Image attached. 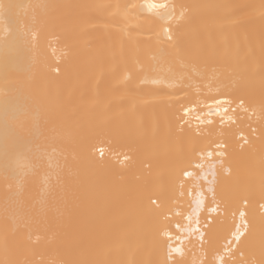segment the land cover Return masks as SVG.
I'll list each match as a JSON object with an SVG mask.
<instances>
[{
    "label": "bare ground",
    "instance_id": "1",
    "mask_svg": "<svg viewBox=\"0 0 264 264\" xmlns=\"http://www.w3.org/2000/svg\"><path fill=\"white\" fill-rule=\"evenodd\" d=\"M209 146L220 211L169 259L149 197ZM240 212L229 264H264V0H0V264H200Z\"/></svg>",
    "mask_w": 264,
    "mask_h": 264
},
{
    "label": "snow or ice",
    "instance_id": "2",
    "mask_svg": "<svg viewBox=\"0 0 264 264\" xmlns=\"http://www.w3.org/2000/svg\"><path fill=\"white\" fill-rule=\"evenodd\" d=\"M135 7V6H133ZM171 6L167 3H151L148 5L149 10L164 9L165 13H160L161 18L171 19L172 13L168 12ZM183 15V13H181ZM168 41L173 39L170 28L163 29ZM184 69L186 65L182 66ZM58 71V69H57ZM186 78H190L189 73L184 70L177 72L172 67L166 69V75L160 79H154L152 83L162 84L169 88H182ZM179 95V93H176ZM217 104L220 101H216ZM243 105L241 104V107ZM228 108H224V113L228 112ZM196 112V106H186L183 109V120L190 114ZM207 115H220V110L213 111L208 108ZM196 119L200 123L205 121L196 115ZM225 116H221V122ZM207 123H212L209 119ZM38 127V125H37ZM217 148L222 145L217 144ZM222 152L214 151L211 146L204 149L194 150L193 157L181 162L179 171L176 174L175 182L170 193L162 194L161 196L149 197V203L153 206L152 211L160 223V232L163 237H166V245L168 248V258H172V253L183 254V250L179 246H173V242L183 244V240L193 233L197 234L201 247L203 248L204 234L200 231V212L205 206V200L211 196L212 205L208 208L209 212H219L220 208L216 202L214 184L216 182V167L223 162L213 159L214 156H222ZM211 177V179L209 178ZM187 200V207L185 201ZM245 213L240 212L241 224L235 227V230L229 236H225L221 248L213 252L211 258L205 251L200 264H229V260L235 255L236 249L239 246L241 238L246 234L247 225L243 221ZM175 229V232L172 231ZM167 264V261H165Z\"/></svg>",
    "mask_w": 264,
    "mask_h": 264
},
{
    "label": "built area",
    "instance_id": "3",
    "mask_svg": "<svg viewBox=\"0 0 264 264\" xmlns=\"http://www.w3.org/2000/svg\"><path fill=\"white\" fill-rule=\"evenodd\" d=\"M225 105H227V108L229 109V107H228L229 104L226 103ZM234 110H235L234 108H232L231 111H230V109H229L227 113H233ZM189 121H191L192 124H193L194 126H196V127H198V126L201 125V123L196 119V116H195V115L190 116ZM223 121L226 122V124H229V123H231V122H234V120L231 119V115H230V116H225V119H224ZM239 139H240L241 141H243L242 143L245 142V138H244L243 136H240ZM99 154L102 156V155L104 154V151H100ZM213 217H214V216H212V215H208V218L204 221V223L201 225V227L204 228V229H206V228L209 226V224H211V222H212V220H213ZM235 219H236L237 222H238V221L240 220V215L238 214V216H236ZM175 243H178V241H177V242H173V244H175ZM204 244H205V243H203V245H204ZM198 247H201V242H200V240H199V243H198Z\"/></svg>",
    "mask_w": 264,
    "mask_h": 264
},
{
    "label": "rangeland",
    "instance_id": "4",
    "mask_svg": "<svg viewBox=\"0 0 264 264\" xmlns=\"http://www.w3.org/2000/svg\"><path fill=\"white\" fill-rule=\"evenodd\" d=\"M255 115H256V113H255ZM256 116H257V115H256ZM244 120L247 121V123H248V125H245L246 127L249 126V125H251V126H257V124H258L257 121H259V122L261 121L260 119L258 120L257 117H256V120H250V119H248V118H246V117L244 118ZM246 129H247V128H246ZM257 134H258V135H257V138H258L259 135H260L258 130H257ZM245 261H246L248 264H253V263H252V260H251L250 257H245Z\"/></svg>",
    "mask_w": 264,
    "mask_h": 264
}]
</instances>
